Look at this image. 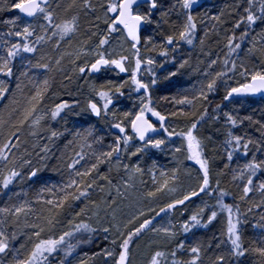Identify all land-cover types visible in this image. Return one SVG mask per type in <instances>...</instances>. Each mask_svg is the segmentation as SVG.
I'll list each match as a JSON object with an SVG mask.
<instances>
[{"label": "snow or ice", "instance_id": "obj_1", "mask_svg": "<svg viewBox=\"0 0 264 264\" xmlns=\"http://www.w3.org/2000/svg\"><path fill=\"white\" fill-rule=\"evenodd\" d=\"M0 264H264V0H0Z\"/></svg>", "mask_w": 264, "mask_h": 264}, {"label": "trees", "instance_id": "obj_2", "mask_svg": "<svg viewBox=\"0 0 264 264\" xmlns=\"http://www.w3.org/2000/svg\"><path fill=\"white\" fill-rule=\"evenodd\" d=\"M212 3H222V0H206V6L210 7ZM183 79V78H182ZM45 175H52L51 173H46ZM58 177H54L56 179Z\"/></svg>", "mask_w": 264, "mask_h": 264}]
</instances>
